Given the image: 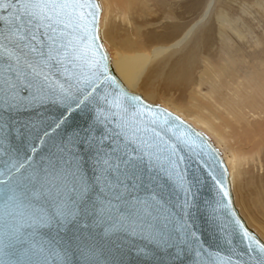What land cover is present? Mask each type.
Returning <instances> with one entry per match:
<instances>
[{
  "label": "snow or ice",
  "instance_id": "snow-or-ice-1",
  "mask_svg": "<svg viewBox=\"0 0 264 264\" xmlns=\"http://www.w3.org/2000/svg\"><path fill=\"white\" fill-rule=\"evenodd\" d=\"M99 14L93 0H0V170L18 161L30 172L38 232L103 221L146 241L140 254L161 264H204L211 250L194 220L203 211L215 224L216 208L232 204L226 176L177 134L182 121L117 87L95 43ZM209 180L219 199L202 201ZM229 220L240 246L224 240V264H264V241L231 208ZM49 249L44 264H66L55 239Z\"/></svg>",
  "mask_w": 264,
  "mask_h": 264
},
{
  "label": "rangeland",
  "instance_id": "rangeland-1",
  "mask_svg": "<svg viewBox=\"0 0 264 264\" xmlns=\"http://www.w3.org/2000/svg\"><path fill=\"white\" fill-rule=\"evenodd\" d=\"M178 1L181 4L173 7L177 11L176 17H170L167 13L169 9L167 7L165 13H161L156 8L149 6L144 16H142V10L136 8L133 10V14L131 12L128 16V20L125 21L122 20L121 12L114 4L110 2L111 7H108L105 3L107 5L105 14L107 13L108 18L106 31L109 33L110 38L109 42L106 41L104 45L109 56H115L118 51L116 43L119 39L142 40L143 50L140 49L139 51L149 54L156 46L171 41L176 35V31L179 32L183 28H188L200 21L205 10V7L204 9H200V3L209 4L208 2H211L206 19L196 27L189 42L180 51L171 53L165 59L155 76V66L152 67V71H147L141 81L140 88L134 92L140 96L142 95L149 103L160 105L177 114L185 121L191 122L183 115L174 111L171 106L180 108L179 110L182 109V112L191 116L198 114L195 113V106L193 107V105H200V109L210 107L202 97H206L214 81H211L209 85L203 84L199 86L197 78L202 74L203 70L211 67L215 70H222L229 64L228 60L231 56L240 57L244 55L246 62H249L253 56L251 52L256 51L257 54V52L259 53L264 49L262 42L258 45L253 42V39H264V0ZM225 19L226 22L224 23ZM221 24L224 27H221ZM229 25L232 26V30H235V27L240 28L239 30L243 35L244 41H240L233 32L229 31ZM220 31H224L226 33L225 36L221 37L219 35ZM150 39H153L154 43L158 45L147 49L148 40ZM226 45L237 48L236 50H229ZM186 57L194 59L190 81L188 83L186 81H171L170 78L173 79L174 76L166 75L167 71L170 68H174L176 63L178 65L180 59ZM235 69L239 70L236 66ZM147 93H150L149 97L151 98L149 100L146 98ZM191 124L196 125L192 122ZM213 124L219 126L222 124V121H213ZM198 129L206 132L207 134H205L217 146L214 138L203 127H198ZM218 130L227 136H225L227 143L222 146L226 154L230 155L231 152H237L241 158L239 166L241 176L236 178V186L238 187L240 196L245 198L248 202L247 204L250 206L249 211H252L253 217L250 216L261 223L264 216V207L263 210H257L261 213H255L251 209H255V201L258 198H264V155H262V162H259L255 155L256 148L247 143L242 132L237 130L236 127L226 132L222 128ZM217 148L220 151L222 150L218 146ZM244 156L245 158H242ZM248 229L256 233L250 226Z\"/></svg>",
  "mask_w": 264,
  "mask_h": 264
},
{
  "label": "bare ground",
  "instance_id": "bare-ground-1",
  "mask_svg": "<svg viewBox=\"0 0 264 264\" xmlns=\"http://www.w3.org/2000/svg\"><path fill=\"white\" fill-rule=\"evenodd\" d=\"M99 2L102 6V13L100 15V34L103 44H105L106 41L109 42L110 38L109 33L106 31L108 18L107 13L105 14L107 5L111 7L110 2L120 10L123 21L128 20V16L131 12L133 14V10L136 8H140L142 10V16H144L149 6L156 8L161 13H165L167 7L169 8L167 13L170 17H176L177 11L173 7L181 4L178 0H99ZM105 3L107 5H105ZM208 3L209 4L200 3V9H204L205 7L204 14L200 21L188 28H183L179 32L176 31V35L168 43L158 45L154 43L155 41L153 39L148 40L147 49L154 47V45H158L149 54H145L144 51H139L140 49L143 50L142 40L134 41L127 38L118 40L116 43V49L118 51L115 56L111 55V65L114 73L131 93L136 92L137 89L140 88L141 81L147 71L150 72L152 67L155 66V76L162 67L165 59L171 53L180 51L189 42L196 27L200 25L208 15L211 2ZM223 22L225 23L226 19ZM221 27H224V25ZM231 27L232 26L229 25V31L233 32L240 41H244L243 35L239 30L240 28L238 29V27H235V30H232ZM225 34L224 31L219 32L221 37L225 36ZM253 42L256 45L262 42L264 45V39H253ZM226 46L229 50H236L237 48ZM259 50L261 49L259 48ZM251 54H253V56L249 62H246L244 55L240 57L231 56L228 60L229 64L222 70H215L213 67L205 68L202 74L199 75L197 78L199 86L203 84L209 85L211 81H214L206 97H202L210 107L208 106L200 109V105H193V107L195 106V113L198 114L191 116L182 112V109L179 110L180 108L178 109L174 106H170L174 111L196 124L194 126L191 122H188L194 128L197 127L196 129H198V127H203L208 134L214 138L217 146L222 149V156L229 170V182L234 206L246 226L248 228L249 226L253 228L256 231L255 234H258L257 237H260L259 239L264 241V216L261 223L252 218V211H249L250 206L247 204L248 202L245 198L240 196L238 187L236 186V178L241 176L239 172L241 158L237 152H231L230 155L226 154L222 146L227 143V136L222 131L218 130L222 128L223 131L226 132L236 127L237 130L242 132L247 143L256 148L255 155L257 160L262 162V155H264V49L259 53L257 52V54L256 51L251 52ZM178 63V65L176 63L174 68H170L166 75L169 74L170 76H174L173 79L170 78L171 81H186L188 83L194 66V59L192 57H186L180 59ZM235 66L238 67L239 70H236ZM226 75L228 78H226ZM149 95L150 93H147L146 98L148 100L151 98ZM217 120H221L222 124L215 126L213 121ZM242 158H245V156ZM263 203L264 198H258L254 205L256 210L252 206L253 209L251 210L255 213L259 212L257 210H263ZM251 231L254 232L253 230Z\"/></svg>",
  "mask_w": 264,
  "mask_h": 264
},
{
  "label": "water",
  "instance_id": "water-1",
  "mask_svg": "<svg viewBox=\"0 0 264 264\" xmlns=\"http://www.w3.org/2000/svg\"><path fill=\"white\" fill-rule=\"evenodd\" d=\"M93 3L100 6L99 18L95 25L98 29L95 43L101 46L103 52H106L111 66L110 70L119 81L117 87L122 85L127 92L131 93L114 73L111 56L100 34L102 7L99 0H93ZM131 94L140 96L133 92ZM144 101L153 107H159L170 113L176 120L183 122V126L173 124L177 134L185 137L194 151L202 153L204 159L209 161L215 169L218 177L226 176L225 186L231 189L227 165L221 151L209 136L172 111L149 103L145 99ZM44 111L56 112L57 109L52 107ZM30 116L34 117L35 113L21 112L15 118L23 120ZM188 130L190 133H198L199 137L190 134L185 136ZM16 163H13L11 167L5 165L0 170V264H44L49 258V245L52 239H55L65 249L66 264H161V257L158 255L146 257L140 254L144 250L146 241L139 236L128 235L126 229L109 227L107 222L89 220L88 227L73 228L67 234L64 233V229H61L59 235L55 229L38 232L34 227L36 222L33 219L36 205L33 203L31 192L22 183V176L30 172L23 173L21 168L16 167ZM213 199L218 200L219 197L216 195V188L209 180L203 185L201 200L212 201ZM230 208L239 215L234 206L233 196L230 206L221 204L216 208L217 222L215 224L203 211L195 217L194 223L202 234L204 245L211 250L209 256L202 258L204 264H224L229 255V249L224 244L225 239L231 240L234 237L233 247L240 246V237L236 234L238 229H235L229 220ZM239 218L244 223L240 215ZM252 233L257 237L254 232Z\"/></svg>",
  "mask_w": 264,
  "mask_h": 264
}]
</instances>
